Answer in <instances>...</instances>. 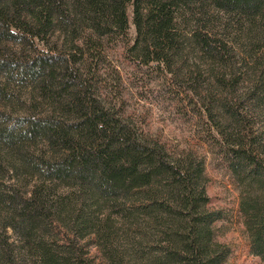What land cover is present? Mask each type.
I'll return each instance as SVG.
<instances>
[{"label":"trees","instance_id":"obj_1","mask_svg":"<svg viewBox=\"0 0 264 264\" xmlns=\"http://www.w3.org/2000/svg\"><path fill=\"white\" fill-rule=\"evenodd\" d=\"M115 49L191 106L264 264V0H0V264L231 255L205 155L126 115Z\"/></svg>","mask_w":264,"mask_h":264},{"label":"rangeland","instance_id":"obj_2","mask_svg":"<svg viewBox=\"0 0 264 264\" xmlns=\"http://www.w3.org/2000/svg\"><path fill=\"white\" fill-rule=\"evenodd\" d=\"M130 37H135L133 26ZM120 53L118 49L111 52V62L122 75L119 95L126 115L151 136L179 148L189 144L206 157L207 191L211 203L226 215L216 224L218 238L229 244L232 251L224 264H263L251 253L240 214L241 189L225 161L211 152L208 144L198 140L200 126L191 106L172 92L162 74L152 69L137 70Z\"/></svg>","mask_w":264,"mask_h":264}]
</instances>
